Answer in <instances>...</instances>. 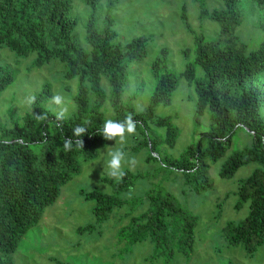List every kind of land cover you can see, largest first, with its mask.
Masks as SVG:
<instances>
[{"label": "trees", "instance_id": "trees-1", "mask_svg": "<svg viewBox=\"0 0 264 264\" xmlns=\"http://www.w3.org/2000/svg\"><path fill=\"white\" fill-rule=\"evenodd\" d=\"M74 1L90 8L85 24L89 49L82 47L75 37L78 17L71 14ZM100 1L0 0V47L18 56L34 53L33 67L57 60L64 69L63 78L78 79V91L73 97L75 109L64 120L58 121L56 114L45 105L53 96L49 84L32 95L35 102L29 110L0 120V264H14L9 255L16 250L21 238L40 222L44 209L57 200L61 187L77 174L80 164L95 158L100 147L109 141L99 131L107 120L102 110L106 103L114 112L110 119L123 120L132 114L143 136V143L137 141L134 150L147 149L146 162H157L155 147L158 141L150 136L149 122L166 126L163 141L173 146L176 128L169 116L155 115V109L159 104L170 103L180 77L194 84L195 116L209 109L210 129L177 157L160 160L153 171L124 169L125 175L119 180L102 177L110 184V191L82 189L81 194L94 202L92 213L99 221L108 219L126 200L146 205L143 210L128 213V223L118 229V239L125 240L130 248L137 242L149 240L158 253H173L177 249L189 254L193 250L198 221L195 213L162 188L148 189L144 195L130 200L122 194L137 182L144 184L143 178L156 181L161 170L177 172L196 192L208 189L212 186L207 173L209 163L224 154L238 129L247 130L253 136L252 144L229 155L218 174L221 178H230L239 167L251 162L258 164L249 175L238 180L234 191L236 210L247 204L245 216L238 221L228 220L221 228L222 237L229 246L241 245L252 255L264 245V118L259 112L264 95L247 84L264 71V40L259 47L248 51L246 44L234 34L241 22L237 0H223L222 8L200 9L201 18H209L219 25V38L215 40L194 31L184 7L182 21L193 34L196 46L194 62L188 63L178 74L161 70L164 67L162 58L167 53L162 48L161 56L152 65L157 82L150 102L139 110L125 108L121 98L127 68L134 59L146 55L147 37L140 35L124 44L117 42L110 17L117 0H106V13L101 18L96 14ZM254 1L264 5V0ZM261 28L264 30V17ZM195 65L203 69V77L196 78ZM102 77L107 79L109 92L101 84ZM14 78L10 68L0 63V94ZM77 126L87 129L81 137L83 148L75 143L78 138L73 130ZM66 138L73 140L70 151L63 147ZM49 259L57 264L64 263L56 258Z\"/></svg>", "mask_w": 264, "mask_h": 264}, {"label": "rangeland", "instance_id": "rangeland-1", "mask_svg": "<svg viewBox=\"0 0 264 264\" xmlns=\"http://www.w3.org/2000/svg\"><path fill=\"white\" fill-rule=\"evenodd\" d=\"M106 3V0L98 3L96 14L99 18L106 13ZM223 6V0H117L110 13L113 28L117 32L115 40L124 44L140 35L147 37L146 55L134 59L127 68L121 98L125 108L139 110L150 102L157 82L152 65L161 56L162 48L167 53L162 58L161 65L164 67L161 70L178 74L188 63L194 62L196 46L193 34L182 21L184 7L194 31L202 33L206 39L215 40L219 38L218 23L209 18H201L199 13L201 8L211 10ZM236 6L241 22L234 34L240 42L246 44L248 51L255 49L264 40V30L261 28L264 5L254 0H237ZM89 13L88 6L73 2L71 14L78 17L75 37L85 49L90 48L85 40V24ZM184 50L188 52L184 53ZM34 57V53L18 56L10 49L0 47V63L7 65L15 74L14 81L0 94V120L14 117L15 112L24 113L29 110L27 97L38 93L46 84L50 85L53 95L61 94L65 98L68 107L66 115L74 111L73 97L78 91V79L63 78L64 69L57 60L33 67ZM194 67L196 78L203 77V69L198 65ZM101 84L110 91L105 77L101 78ZM247 87L258 89L264 95V71L258 73ZM196 102L194 84L180 77L170 103L156 107L155 115L169 116L177 131L173 146H169L163 141L166 126L149 122L150 136L158 141L155 147L157 162L145 161L147 149L141 147L138 152L134 150L137 141L143 143L141 130L136 127V135L128 136L123 145L119 139L109 140L100 147L95 158L81 163L77 174L61 187L57 200L44 209L40 222L26 232L16 250L9 255L13 263L57 264L55 260L49 259L52 257L64 262L62 264H264V245L248 255L241 245L229 246L221 233V228L228 220H241L247 212V204L239 210L234 207L237 200L234 191L238 180L249 175L258 164L251 162L243 165L230 178H221L218 174L229 155L252 144L253 136L247 130L238 129L224 154L209 163L207 173L212 186L208 189L196 192L193 187L185 184L177 172L161 170L156 181L143 178L144 184L142 181L137 182L122 194L123 198L130 200L144 195L148 189L155 191L162 188L169 190L178 203L195 213L198 221L194 230L193 250L189 254L177 249L173 253H158L149 240L137 242L130 248L125 240L118 239V229L128 223V213L143 210L146 205L139 202L131 204L126 200L108 219L99 221L92 213L94 202L81 194L82 189L110 191V184L102 179L105 176L116 180L108 174L110 151L122 147L126 159L134 161L124 163L123 170L145 172L156 169L160 160L177 157L190 143L196 142L211 126L208 108L201 115L195 116ZM45 105L55 114L60 110L52 99ZM102 110L107 119L113 117L114 112L109 103ZM259 112L264 118V99L259 104ZM80 227L84 230H79Z\"/></svg>", "mask_w": 264, "mask_h": 264}, {"label": "clouds", "instance_id": "clouds-1", "mask_svg": "<svg viewBox=\"0 0 264 264\" xmlns=\"http://www.w3.org/2000/svg\"><path fill=\"white\" fill-rule=\"evenodd\" d=\"M52 102L59 106V111L56 113V118L58 121L65 119L66 114L68 113V107L66 106L65 98L61 94H54L52 96ZM35 102V96H29L26 99V103L30 106ZM39 119H44L43 116H38ZM87 129L83 126H77L73 130L74 136L78 139L75 143L83 148L84 141L81 137L86 133ZM102 133L103 137L107 140H117L119 139L121 145H123L128 136L136 135V121L134 120L132 114H128L123 120H113L107 119L104 122L102 130H99ZM73 140L71 138H66L63 141V147L66 151L72 149ZM110 159L107 161V168L109 176L119 180L124 175L123 170L124 163H134L130 159H126V153L123 151V148H117L108 153Z\"/></svg>", "mask_w": 264, "mask_h": 264}]
</instances>
